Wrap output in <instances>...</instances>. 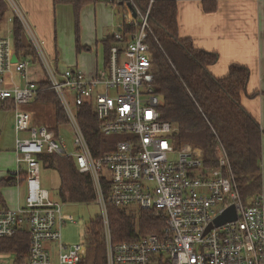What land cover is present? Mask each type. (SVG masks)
<instances>
[{"label": "built area", "instance_id": "1", "mask_svg": "<svg viewBox=\"0 0 264 264\" xmlns=\"http://www.w3.org/2000/svg\"><path fill=\"white\" fill-rule=\"evenodd\" d=\"M115 1L123 2L111 0ZM124 2L139 18L137 22L129 17L126 22L137 25L138 31L129 39L121 31L112 33L107 63L92 78L76 68L58 71L43 59L49 88L56 93L74 133L72 154L53 130L32 125L28 112L15 110L18 168L11 174L14 184L23 183L24 194L16 207H0V238L27 232V255L15 264H81L86 242L67 245L61 241L65 221L61 206L51 201L41 185L39 155L47 152L72 156L78 171L91 176L101 208L106 264H264L262 196L244 203L220 144L213 166L205 165L200 149L174 144L175 128L161 120V101L153 87L154 68L146 41L149 8L143 14L132 0ZM13 55V42L1 36L0 102L18 107L35 100L39 88L29 80L24 86L15 83L14 72L27 79L30 60L17 57L12 61ZM82 105L93 109L101 134L121 136L113 150L99 157L92 155L77 121V107ZM21 132L28 135L21 138ZM108 205L152 211L163 216L164 226L134 241L113 242ZM230 205L235 206V220L206 231Z\"/></svg>", "mask_w": 264, "mask_h": 264}, {"label": "trees", "instance_id": "2", "mask_svg": "<svg viewBox=\"0 0 264 264\" xmlns=\"http://www.w3.org/2000/svg\"><path fill=\"white\" fill-rule=\"evenodd\" d=\"M97 0H52L53 5L68 4L72 7L76 26V49L81 46L78 37V22L83 6ZM178 0H132L141 13H148L149 57L153 64V87L160 98L158 110L161 120L170 122L175 131L171 138L176 146L188 143L200 149L206 166L215 165V152L220 144L228 157L238 191L245 204L252 198L261 196V141L263 130L259 122L242 104L244 95L256 97L255 91L246 92L249 69L232 63L226 75L215 76L209 67L218 60V54L194 46L189 38H182L178 31ZM207 13L216 9L215 0H201ZM126 11L129 7L121 3ZM9 9L7 0H0V22ZM139 22V18H134ZM13 46L17 55L36 59L35 51L26 37L19 18L11 22ZM120 31L131 38L137 25L122 22ZM113 38L104 41V63ZM39 92L33 103L36 116L45 126L59 135V126L66 124L67 118L62 105L49 88L47 77L36 83ZM44 107V108H43ZM39 109V110H38ZM77 121L89 149L94 157H99L114 149L121 136H104L100 132V122L93 109L87 105L77 107ZM42 167L57 171L60 178L59 196L63 201L90 203L95 200L91 176L80 173L72 156H61L43 152L39 155ZM14 176L0 180V207H6L1 188L13 184ZM107 193V192H106ZM139 209V208H138ZM109 229L113 242L134 241L140 236L158 233L164 226V218L152 211L138 210V217L123 208L107 206ZM84 239L86 257L81 264H106L104 231L100 215L87 225ZM29 237L26 231H18L10 238H0V249L14 251L20 259L28 252Z\"/></svg>", "mask_w": 264, "mask_h": 264}, {"label": "crops", "instance_id": "3", "mask_svg": "<svg viewBox=\"0 0 264 264\" xmlns=\"http://www.w3.org/2000/svg\"><path fill=\"white\" fill-rule=\"evenodd\" d=\"M12 2L14 6L11 3L9 4L11 15L7 16L10 29L12 18L16 16L20 19L26 37L33 46L36 55V59L33 60L30 56L23 57L15 53L16 58H29L30 65L27 68V79L18 72H14L12 78L20 86H24L26 80L38 83L47 77L43 62L44 58L46 62L51 63L53 68L61 71L58 65L61 53L57 50L56 39L53 37L56 28V18L64 14L70 15L73 10L68 4L54 6L52 0H12ZM109 3L112 6V11L101 0L87 4L80 10L79 42L81 40L80 45L86 47V49H82L80 53H77V58L80 59L82 68L79 67L77 61L71 68L80 70L88 78H92L99 68L98 45L103 46V66L106 64L104 63V41L109 40V36L112 38V33L115 30L120 31L124 21L120 23L119 19L114 18L115 12L123 9L122 2L111 3V0H109ZM215 3V11L207 13L202 8L201 0H178L177 20L179 35L182 38H189L196 47L214 51L218 54V60L209 67L215 76L222 77L226 75L232 63L244 65L249 69V78L246 85L247 94L250 95L255 91L264 93V0H215ZM129 17H133L131 10ZM37 47L41 51V55L37 51ZM66 67L69 68V66ZM242 104L259 122L264 133V95L259 94L256 97H246L244 95ZM20 106L15 107L9 101L0 102V112L13 115L12 121L8 123V126L11 125L15 133V142L12 149L15 157L13 154L8 153L9 157L7 153L0 151V180L7 178L12 173L10 171L14 164L16 170L18 168L16 153L17 134L13 128V123L15 110H21ZM35 107L33 105L31 109L22 111L30 114L32 125H45L37 118ZM0 119H2V113H0ZM66 124L69 125L68 122ZM24 134L28 135L25 132ZM261 172V196L264 208V134L261 141ZM14 187L16 188L15 194L13 192L15 190ZM21 187H23V192L20 196L19 189ZM1 193L6 207L14 208L22 203L24 185L23 183L17 185L13 182V184L3 186Z\"/></svg>", "mask_w": 264, "mask_h": 264}, {"label": "rangeland", "instance_id": "4", "mask_svg": "<svg viewBox=\"0 0 264 264\" xmlns=\"http://www.w3.org/2000/svg\"><path fill=\"white\" fill-rule=\"evenodd\" d=\"M101 2H104L105 6H107L109 10L112 11V6L109 3V0H101ZM122 8L123 9H120L119 12H115L116 13L115 16L113 14L114 18L119 19L120 23L123 20L127 21L130 16V12L127 13L128 11L125 10L123 5ZM10 9L11 8H9L8 11L6 12L4 20L0 22V35L8 37L10 41L13 42V35L10 29V24L7 21V16L11 15ZM76 33L77 30L75 26V19L73 13H71L70 15L64 14L61 17L56 18V28L53 37H55L56 39L55 44L57 46V50L61 53L60 60L58 61V65L61 70L67 68L66 66H69V68H71V66L74 65L76 61L78 62L79 67L82 68L81 61L80 59L77 58V53H80L82 50L78 52L76 49ZM79 38H80V20H79ZM98 46H99L98 66L100 68L102 66V61H103V46L102 45H98ZM32 104L33 103L21 105L20 109L29 110L32 108L33 106ZM0 113H2V119H0V151H2V153H7V155L8 153L14 155L12 149L14 147V142H15V133L11 128V125L8 126V123H11L12 121L13 115L7 113L5 114V112H0ZM19 136L22 138V137H26L27 135H25L24 132H21L19 133ZM59 137L65 143L67 152L69 154H72L74 152V146H73L74 133L71 127L67 124L61 125L59 127ZM0 159H1V155H0ZM15 171H16V166L14 164L10 172H15ZM41 185L42 188L48 192L51 201L56 202L61 206V212L65 220L61 226V241L67 245L78 244L81 243L82 241L85 242L84 234L86 227L90 223V221L93 220V218H95L97 215H100L102 222L101 208L96 200V194H95V200L90 203L63 201L59 196L58 187L60 185V178L57 171L54 169L44 168V167H41ZM13 192L14 194L16 193V188L15 190H13ZM22 192H23V187L19 189L20 196L22 195ZM124 209L130 214H135L137 219L139 209L136 206H130ZM103 231H104V227H103ZM86 252L87 251H85L84 258L86 257ZM17 258H18V254L15 253L14 251L0 249V264H15Z\"/></svg>", "mask_w": 264, "mask_h": 264}, {"label": "water", "instance_id": "5", "mask_svg": "<svg viewBox=\"0 0 264 264\" xmlns=\"http://www.w3.org/2000/svg\"><path fill=\"white\" fill-rule=\"evenodd\" d=\"M127 6L129 7V9L131 10L132 12V16L135 18L136 17V13L133 9V7L128 3ZM17 58H16V55H13L12 56V61H16ZM236 218V210H235V206L234 205H230L228 206L221 214H219L214 220L212 223H210L208 226H207V230H209L212 225H215V226H218V225H221L227 221H231V220H235Z\"/></svg>", "mask_w": 264, "mask_h": 264}]
</instances>
